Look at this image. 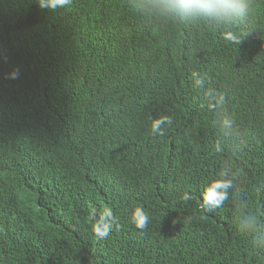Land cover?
Masks as SVG:
<instances>
[{"label": "trees", "instance_id": "trees-1", "mask_svg": "<svg viewBox=\"0 0 264 264\" xmlns=\"http://www.w3.org/2000/svg\"><path fill=\"white\" fill-rule=\"evenodd\" d=\"M142 3L0 0V264H264V0L238 19ZM221 178L229 198L208 211ZM105 209L115 222L98 239Z\"/></svg>", "mask_w": 264, "mask_h": 264}, {"label": "clouds", "instance_id": "clouds-1", "mask_svg": "<svg viewBox=\"0 0 264 264\" xmlns=\"http://www.w3.org/2000/svg\"><path fill=\"white\" fill-rule=\"evenodd\" d=\"M41 8L57 10L71 5L72 0H38ZM140 10L149 14L157 15L165 19L187 20V19H238L244 15L246 10L245 0H143ZM226 40L240 44L239 37L233 34H227ZM199 76V74H196ZM19 77V69H14L9 74V78L15 79ZM195 85L203 87L204 79L196 78ZM207 95H213L208 92ZM224 95L216 93V101L212 105H222L224 103ZM173 123L171 117H163L154 119L151 122V131L154 135H164L165 129ZM234 121L223 116L218 119L217 127L224 136H230L233 131ZM218 147V146H217ZM232 181L227 178H221L213 181L205 190L202 197L203 207L211 211L213 208L219 209L229 198L228 190L232 187ZM185 201L191 199L188 193L183 196ZM113 213L111 209H105L92 224V232L98 239L108 237L114 223ZM131 222L135 228L144 230L149 224V216L143 208H136L131 216ZM245 226L257 230L254 217H248L244 221ZM255 242L260 245L264 244V235H258Z\"/></svg>", "mask_w": 264, "mask_h": 264}]
</instances>
